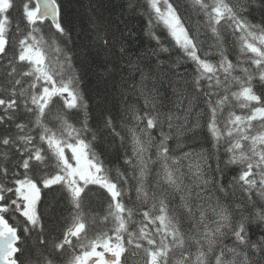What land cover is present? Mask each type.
<instances>
[{"label": "snow or ice", "instance_id": "6c2138e0", "mask_svg": "<svg viewBox=\"0 0 264 264\" xmlns=\"http://www.w3.org/2000/svg\"><path fill=\"white\" fill-rule=\"evenodd\" d=\"M34 4L0 0V264H264V0H121L79 46Z\"/></svg>", "mask_w": 264, "mask_h": 264}, {"label": "trees", "instance_id": "16d2710c", "mask_svg": "<svg viewBox=\"0 0 264 264\" xmlns=\"http://www.w3.org/2000/svg\"><path fill=\"white\" fill-rule=\"evenodd\" d=\"M59 5L61 6L62 18L67 22L71 21V36L72 40L76 43V45H81L83 41V33L82 28L86 27L87 19L93 13L103 14L105 17L111 16L113 20H118L120 14V5L121 0H57ZM188 0H178V3L187 4ZM16 8L11 10V18L14 21L13 28H15V22L20 20L21 11L20 6L22 4V0H15ZM32 6H35L34 0H32ZM183 12V8L181 9ZM259 17H257V20ZM196 17H193L192 22L194 23ZM48 25L50 22H46V25L42 26L44 33L48 32ZM135 29V42L133 44V51L139 50H148L150 47L155 46V42L151 41L146 35H144L142 31V25L137 22L133 25ZM162 28V26H160ZM161 36V39L164 41L165 45L168 46L169 38L167 37L166 31H161L158 33ZM71 46V45H70ZM177 50L173 51V55L176 54ZM50 55L55 59L56 54L54 52L50 53ZM167 55V54H165ZM82 61H77V66H80ZM191 70V69H189ZM82 88H85L87 91V98L91 101V106L93 109L96 107V89H97V80L95 71L93 69H88L86 74H84V80L81 85ZM4 86L3 83H0V94H3ZM62 103V101H61ZM237 113H240L242 110L239 107L236 108ZM174 146V145H173ZM70 156L71 153L68 152ZM3 156L0 155V161H3ZM114 163H106V167L112 168ZM115 176V172L112 173ZM106 193H103L102 189H96L93 194L90 195V204L91 210L93 214L101 213L104 209L107 208L106 203ZM133 199L135 198V193H132ZM50 201L49 210L46 214V220L48 221L49 226H56L62 223L61 216H67V211L65 206L62 203H58L52 200L51 194L47 198ZM127 200V196L125 197ZM7 219L9 223L13 225H19L20 218H18V214L13 216L11 213L7 214ZM130 227L135 228V224L133 223ZM31 243V242H30ZM33 259H36L33 256ZM131 264V258L130 262Z\"/></svg>", "mask_w": 264, "mask_h": 264}]
</instances>
